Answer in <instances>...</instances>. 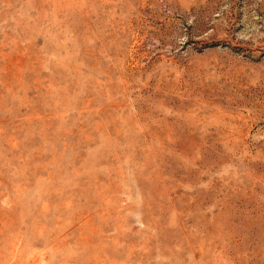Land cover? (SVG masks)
Returning a JSON list of instances; mask_svg holds the SVG:
<instances>
[{
	"label": "rangeland",
	"instance_id": "374dc122",
	"mask_svg": "<svg viewBox=\"0 0 264 264\" xmlns=\"http://www.w3.org/2000/svg\"><path fill=\"white\" fill-rule=\"evenodd\" d=\"M0 264H264V0H0Z\"/></svg>",
	"mask_w": 264,
	"mask_h": 264
}]
</instances>
